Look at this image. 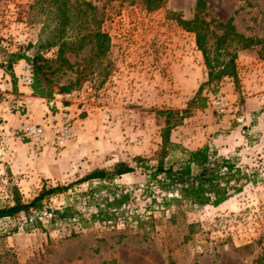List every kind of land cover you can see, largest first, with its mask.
<instances>
[{
    "label": "rangeland",
    "instance_id": "1",
    "mask_svg": "<svg viewBox=\"0 0 264 264\" xmlns=\"http://www.w3.org/2000/svg\"><path fill=\"white\" fill-rule=\"evenodd\" d=\"M69 1L74 6L83 2L93 6L94 19L81 35L89 29L99 30L108 37L109 49L100 54L98 43L86 37L77 50L75 34L70 33L71 47L65 52L68 64H61L57 48L42 52L52 61L47 78L53 97L44 100L59 103V109L52 106L50 110L69 115L74 125L70 144L52 147L58 153L67 145L72 150L59 178L35 179L23 161L31 151L43 149L34 150L20 136L24 121L20 128L6 127L14 133L11 141L31 148L19 150L9 143L0 148V206L12 205L16 190L28 202L43 185H66L94 169H110L118 163L132 166L137 156L152 157L161 143L165 119L159 112L164 110L187 112L182 125L171 132L174 142L191 150L208 145L236 158L248 174H257V184H247L240 194L216 208L163 210L154 205L149 210L151 199L142 192L146 179L136 171L117 179L116 184L132 193L128 213L153 217L150 236L144 237L123 220L115 226L91 224L83 229L74 220L52 224L46 212L22 213L0 220V264H264V127H258L259 113L246 111L242 76L237 86L230 81L229 90L201 82L207 70L198 64L195 35L178 22V18H194L196 0H166L153 12L145 9L142 0ZM204 1V19L211 28L217 30L218 24L232 19L238 33L255 40L253 47L237 52L236 64L264 62V0ZM32 3L0 0L2 66L11 53L30 58L37 53L42 23L27 22ZM49 22L51 30L54 23ZM15 65L11 72L19 76L22 66ZM9 74L0 67V123L4 125L3 114L19 112V119L24 120L28 110L22 111L12 97ZM202 85L199 94L204 107L190 106ZM219 90L233 102V111L219 115L209 106V95ZM12 161L18 162L15 173ZM87 189L88 184H83L51 197L44 201L45 210L69 204L87 218L95 212L80 197Z\"/></svg>",
    "mask_w": 264,
    "mask_h": 264
},
{
    "label": "trees",
    "instance_id": "2",
    "mask_svg": "<svg viewBox=\"0 0 264 264\" xmlns=\"http://www.w3.org/2000/svg\"><path fill=\"white\" fill-rule=\"evenodd\" d=\"M165 2L166 0H142L148 12L158 10ZM205 7L204 0H196L194 18L188 21L178 18L180 26L195 35L196 48L201 53L207 70V80L203 85L215 89L225 79H231L237 86V52L253 47L256 42L238 33L232 19L218 24V33L204 19ZM50 19L54 23L51 30ZM90 19H94V8L89 3L83 2L74 6L69 0H33L28 7L27 22L42 23L37 53L30 58L25 53L14 52L7 56L4 66L0 64V67L10 71L12 88L15 89L17 84L16 76L11 72L12 67L23 60L29 62L32 68L33 83L30 87L33 96L51 100L53 92L47 74L52 61L45 58L42 52L57 48V57L61 64H68L65 52L71 47L68 41L71 38L70 33L75 34L72 36L77 44L75 49H82L85 38L91 37L98 43L100 54L107 53L109 44L105 34L89 29L87 34L81 35L83 29L88 30ZM203 85L190 106L197 104L199 108L204 107V100L199 94ZM64 92H69V88H64ZM159 114L165 120L160 132L161 143L152 157L137 156L133 159L132 166L118 163L110 169H94L66 185H43L28 202H24L16 190L12 205L0 206V220L12 219L22 213L40 215L46 212L50 214L52 224L74 220L83 229L91 224L115 226L123 220L126 226H134L144 237H148L154 229L153 217L140 216L133 211L128 213L126 208L133 200L132 193L116 184V180L124 175L136 171L144 175L146 180L142 192L151 199L147 208L149 210L154 205L163 210L174 207L190 211L206 206L216 208L240 194L247 184H257V174H248L236 158L221 155L217 149L208 145L187 149L171 139L172 130L181 126L187 117L186 111L164 110ZM83 184H88V189L80 197L85 199L87 207L95 209L87 218L69 204L58 210H45L44 201Z\"/></svg>",
    "mask_w": 264,
    "mask_h": 264
},
{
    "label": "crops",
    "instance_id": "3",
    "mask_svg": "<svg viewBox=\"0 0 264 264\" xmlns=\"http://www.w3.org/2000/svg\"><path fill=\"white\" fill-rule=\"evenodd\" d=\"M197 53L199 55L198 59H200V62L198 60L200 69H205L204 63L201 60L202 58H200L201 54L199 51H197ZM22 63H25V61H19L15 66L19 68L23 65ZM242 65H244L243 68H241ZM241 67L237 65L238 76L239 78L242 76V82L247 90L246 111L248 114L254 112L259 113L257 116L258 127H264V62L252 65L246 60L242 62ZM15 75L17 78V84L12 97L16 99L17 103L19 99H22L27 104L28 110L27 114L23 116L24 120L19 119V112L3 114L2 117L7 120L5 127H10L12 129L20 128L21 122L23 121L43 126L50 137L48 145L39 153L31 151V155L25 157L23 164L26 166L25 170L28 171L30 175L34 176L35 179L38 177L49 179L50 177L54 178L55 176L59 178V173L63 172L64 168H66L64 160L69 156L72 150V146L67 145L65 149L58 153L56 152V149L52 147V127L56 122H59L63 113L61 111H51L50 108L54 106L56 109H59V103L54 101L55 104H53V102H46L44 99L33 96L31 87L23 86L18 80V74ZM206 80L207 75L205 74L204 78L201 79V82H205ZM230 81L231 79H225L222 81L220 84L221 90H229L233 85ZM26 117H28V119H26ZM8 143L12 148L17 147L19 150H29L31 148L29 144H24L23 142L17 144L16 142L11 141V139ZM17 163L18 162H13V166H11L13 173H15L18 168Z\"/></svg>",
    "mask_w": 264,
    "mask_h": 264
},
{
    "label": "built area",
    "instance_id": "4",
    "mask_svg": "<svg viewBox=\"0 0 264 264\" xmlns=\"http://www.w3.org/2000/svg\"><path fill=\"white\" fill-rule=\"evenodd\" d=\"M19 82L23 86H31L33 83L32 68L29 63H24L21 68V72L18 76ZM209 106L217 114H225L231 112L234 109L233 102L222 91H216L211 93L208 97ZM18 107L24 111L27 108V104L22 100H18ZM52 139L53 144L59 148L64 147L74 138V125L69 115L63 114L56 124L52 127ZM20 136L27 139L31 147L40 151L44 149L50 140L47 130L39 125H32L24 123L19 130ZM14 136L9 129L5 127L3 123H0V148L7 145L10 139Z\"/></svg>",
    "mask_w": 264,
    "mask_h": 264
}]
</instances>
